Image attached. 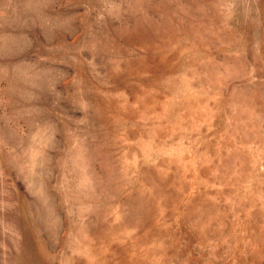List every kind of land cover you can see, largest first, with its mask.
Returning <instances> with one entry per match:
<instances>
[{"label": "rangeland", "instance_id": "obj_1", "mask_svg": "<svg viewBox=\"0 0 264 264\" xmlns=\"http://www.w3.org/2000/svg\"><path fill=\"white\" fill-rule=\"evenodd\" d=\"M0 264H264V0H0Z\"/></svg>", "mask_w": 264, "mask_h": 264}]
</instances>
